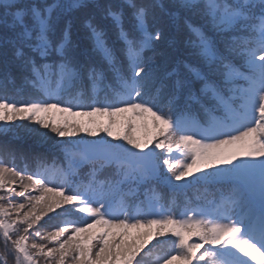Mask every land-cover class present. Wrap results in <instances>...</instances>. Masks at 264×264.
I'll return each instance as SVG.
<instances>
[{
    "label": "snow or ice",
    "instance_id": "6c2138e0",
    "mask_svg": "<svg viewBox=\"0 0 264 264\" xmlns=\"http://www.w3.org/2000/svg\"><path fill=\"white\" fill-rule=\"evenodd\" d=\"M0 136V264H264V0H0Z\"/></svg>",
    "mask_w": 264,
    "mask_h": 264
},
{
    "label": "trees",
    "instance_id": "16d2710c",
    "mask_svg": "<svg viewBox=\"0 0 264 264\" xmlns=\"http://www.w3.org/2000/svg\"><path fill=\"white\" fill-rule=\"evenodd\" d=\"M15 98H16V99H29L30 97H29L28 95H22V96H21V95H17ZM13 123H18V122H10L9 126H10V127L13 126ZM101 135H105V134H104V133H100V134L96 137V139H99V136H101ZM79 136H81V137H85V138H88L87 135H86V133H83V132H81V133L79 134ZM77 138H79V137H77ZM5 139H6L5 137L0 136V142H3ZM7 139H8V140H12V139H13L12 135L9 134V136L7 137ZM109 139H110V138H109ZM125 146H127V145H125ZM50 158H51V157H50ZM14 199H22V198L14 197ZM45 219H47V218H45ZM42 223H43V221H42ZM53 223H55V222H53ZM194 239H195V238H194ZM153 243H156V241H153ZM149 247H151V245H149Z\"/></svg>",
    "mask_w": 264,
    "mask_h": 264
}]
</instances>
